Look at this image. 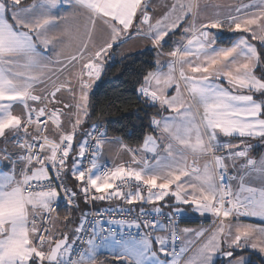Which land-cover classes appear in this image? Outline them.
Masks as SVG:
<instances>
[{"label": "snow or ice", "instance_id": "obj_1", "mask_svg": "<svg viewBox=\"0 0 264 264\" xmlns=\"http://www.w3.org/2000/svg\"><path fill=\"white\" fill-rule=\"evenodd\" d=\"M149 7L147 0H0V264H97L107 249L116 264H215L217 255L227 264H252L236 255L246 250L264 264V226L229 220L264 221V155L253 157L255 146L245 143L264 142V78L255 74L258 66L264 69V51L253 43L264 50V0L213 5L212 12L200 0H174L158 19ZM135 21V35L157 51L156 70L144 75L137 92L156 108L149 119L159 135L145 136L143 151L122 145L130 161L101 168L97 157L111 142L106 133L93 125L77 151L75 134L90 118L105 57L132 38ZM178 30L181 40L164 52ZM64 92L72 103L57 95ZM49 103H63L68 112ZM14 104L22 106L19 114ZM221 135L238 137L240 144L221 142ZM168 197L175 204L167 222L150 219L165 215ZM62 199L71 211L81 199L139 204V215L90 221L84 213L70 237L71 215L64 217V230L57 227ZM181 205L212 214L218 224L179 229Z\"/></svg>", "mask_w": 264, "mask_h": 264}, {"label": "trees", "instance_id": "obj_2", "mask_svg": "<svg viewBox=\"0 0 264 264\" xmlns=\"http://www.w3.org/2000/svg\"><path fill=\"white\" fill-rule=\"evenodd\" d=\"M30 2L32 0H23L25 4ZM179 35L180 30L168 40L164 50H172L174 40ZM257 47L258 51H264L259 44ZM261 59L264 60V55ZM155 61V50L146 48L107 64L101 75V82L90 96V118H87L86 130L93 124H101L105 128L106 136L117 138L131 148L140 146L145 136L153 132L149 118L155 115L156 108H149L139 96L137 89L143 82L144 75L156 69ZM255 72L264 78V69L261 66H258ZM145 207L151 206L145 205ZM57 212L61 222L66 215H71L74 222L75 214L67 207H59ZM195 222L197 221H182V223ZM68 234L70 237L73 235L69 232ZM240 254L247 255L252 264H260L258 255L251 250L236 253V255ZM225 262L217 259L215 264H225Z\"/></svg>", "mask_w": 264, "mask_h": 264}, {"label": "crops", "instance_id": "obj_3", "mask_svg": "<svg viewBox=\"0 0 264 264\" xmlns=\"http://www.w3.org/2000/svg\"><path fill=\"white\" fill-rule=\"evenodd\" d=\"M173 2H174V0H147V3L150 6L149 7V14L151 16H153L154 19H158L164 13V11H166L167 8L170 7L171 3H173ZM203 2H204V4H207L209 6L207 11L208 12H212L213 11V8H212L213 5L210 4L209 1H207V0H204ZM240 2L247 3V2H249V0H237L234 3V5L238 4ZM31 3L32 2L27 3L25 5H28V4H31ZM61 11L63 12V9H61ZM137 27H139V21H135L133 28H131L129 30L132 33V38L131 39H127L124 43H117V44H115L113 46L112 49L109 50L108 55L105 57L104 67L107 64L111 63V62L118 61V60L124 58L125 56H128L130 54L136 53V52L141 51L143 49H146V48L153 49L149 40L141 38V37H137L135 35ZM181 31L182 30H180V32ZM213 31H215V30H213ZM180 40H181V35L177 36V38H176V40H174V42L175 41H180ZM257 42L258 41H253V43H255L256 45H257ZM224 46H227V45H224ZM163 51L164 52H168V51H166L164 49H163ZM155 52H156V58H157V51L155 50ZM160 59L163 61V60H167L168 57L162 56V57H160ZM73 71H78V69H75ZM255 74H256V72H255ZM100 82H101V79H100V81H97V84L93 87V90L96 88V86ZM93 90H92V92H93ZM172 91H173V89H170L169 93L171 94ZM57 95L58 96L62 95L63 99H64V102L72 103L70 93L64 92V93H58ZM48 106H49V108H52V107L61 108L64 113L68 112L67 109L63 108V103H56V104L49 103ZM21 110H22V106L21 105L14 104V106H13V113L14 114H19L21 112ZM72 112H73V115L71 116V120H72V122H74L75 121V115H74L75 109H72ZM163 114L164 115H168L167 112H164ZM157 118H159V117H157ZM60 119H61V125L64 128V130L67 131V132H70L71 131V124L67 122L66 115H61ZM87 124L88 123H87V118H86L83 126L78 128V130H77V132L75 134V139H74L75 148H74V151L78 150L79 143L81 141H83V139L85 137V131H86ZM48 127H49L50 130H54L55 129V125H53L52 123H50L48 125ZM147 135H159V133L153 131V132L148 133ZM54 138H56L58 140V134H56L54 136ZM107 140L111 141V142L110 143L106 142V144L104 146V149L101 151V153H100V155H99V157L97 159L98 166L102 167L105 163L111 164L112 167L117 166L120 163L127 164V162L130 161V155L131 154L128 153L125 150L124 147H122V145H126V144H124L121 140H119L117 138H113V137H108L107 136ZM117 140L119 141L118 143L116 142ZM219 140L221 142H229L230 141L233 144H240V138H238V137L229 138V137H224L223 135H221L219 137ZM245 143H251L252 145L255 146L252 149V152H251V155L253 157L259 158L260 156L264 155V142L259 141L258 139H248V140L245 141ZM0 146H2V143H0ZM127 147L131 148L129 146H127ZM140 150L143 151L142 149H140ZM144 155H146L145 157L148 158L150 160V162H151L152 154L145 152ZM202 164H203V161H200V165L201 166H202ZM133 166L135 167V165H133ZM69 167H71L70 162H69ZM182 179H187V178H182ZM68 183L71 186L74 183V181H72L70 179L68 181ZM254 185L255 184H253L252 186H254ZM166 200H167V203L169 205H171V203L173 202V198H171V197L166 198ZM78 203L80 205L79 209H83L86 206H88V204H85L82 199L79 200ZM117 203H123V202L117 201ZM159 203H161V202H159ZM131 206H133V205H131ZM133 207L140 208V205L137 204V205H135ZM162 210H164V209H162ZM73 212L75 214L74 215L75 216L74 217V222L71 225H69V229H68V232L72 233V234H73V229L78 225L79 220H80V216L78 215V213L75 212V211H73ZM183 213H184V215L181 216V217H182V219L184 221H186V220L187 221H198L199 223H196V224L191 225V226L187 225L189 223H182V229L189 228V229H193V230H209V229H213L214 225L218 224V220H216V217H214L212 214L206 213L204 215H200L199 213L195 212L191 207L188 208L186 210V212H183ZM191 213H193V214H191ZM229 220L232 221L231 218H229ZM238 220H245L247 222H253L254 224H257V225H260V224H262V222H264V221H262L261 219H259L257 217H249L248 219H238ZM57 227H59L61 230H64L62 222L59 223L57 225ZM159 234H161V233H159ZM189 239H194V237L190 236ZM111 251H112L111 249L100 251L98 253V255H97V264H116L115 258L111 255ZM240 255H243V256L247 257V255H245V254H240ZM218 258L219 257H217V256L215 257V262H216V260ZM227 259L228 258H224V260L226 261L225 264H227Z\"/></svg>", "mask_w": 264, "mask_h": 264}, {"label": "built area", "instance_id": "obj_4", "mask_svg": "<svg viewBox=\"0 0 264 264\" xmlns=\"http://www.w3.org/2000/svg\"><path fill=\"white\" fill-rule=\"evenodd\" d=\"M46 119V118H41ZM51 123V121H49L48 125ZM95 126H97V128L99 129V131L101 132H105V128L103 125L101 124H93ZM91 125L86 131L85 134L92 131V126ZM219 154H223V153H219ZM100 155V154H99ZM91 153L86 152V157L84 160V164L85 166H90L89 164V159H90ZM99 157V156H98ZM97 157V159H98ZM101 168H112V165L109 163H105ZM234 174V173H233ZM134 183V181H133ZM235 183V182H234ZM145 194H146V190H145ZM60 207H66L65 206V202L63 201V199L60 201ZM152 207V206H151ZM151 207H145L146 211L152 212V208ZM124 209L125 211H123L122 213L120 211H117V209ZM132 208L133 211L131 212V214H129V212L127 211V209ZM59 209V208H58ZM57 209V210H58ZM111 209V212H108L106 210ZM162 213H164L165 215L162 216H155L152 215L149 218L150 219H159L163 222H167V215L170 214L172 211L169 210H162ZM75 212L78 213V215L80 216V218L82 217V215L84 213L88 214V218L89 220H99V219H104V220H109V219H116V220H120V219H124V220H135L137 218V216L139 215V208H135L131 205H128L126 203H117V200H111V201H96L95 203H89L88 206H86L83 209H76ZM239 218H246L248 219L249 217H239ZM176 221H177V227L179 229H182V221H184L182 219L181 216H177L175 217ZM217 219V218H216ZM114 231L117 233V236L120 235V230L118 228H114ZM141 232L144 231V229L142 228L140 230ZM159 234V233H158ZM163 234V233H161ZM124 238H128L130 236V232L128 229H125L122 233ZM131 235L132 236H136L137 238H139V234L137 233V230L135 228H133L131 230ZM177 244L180 243V241L176 242ZM77 247H83L82 245H77Z\"/></svg>", "mask_w": 264, "mask_h": 264}, {"label": "rangeland", "instance_id": "obj_5", "mask_svg": "<svg viewBox=\"0 0 264 264\" xmlns=\"http://www.w3.org/2000/svg\"><path fill=\"white\" fill-rule=\"evenodd\" d=\"M203 1H204V0H200V2H201L202 5L204 4ZM207 1H209V3L212 4V5H221V6H224V5H234V3H235L237 0H207ZM212 8H213V7H212ZM226 35H230V34H226ZM257 44H259V42H257ZM255 71H256V70H255ZM256 74H257V73H256ZM257 75H258V74H257ZM258 77H260V76L258 75ZM146 136H148V135H146ZM143 143H144V140H143V142H142V144H141L140 146H138V147H133V149H137V150H139V151H141L140 149L143 150ZM145 156H146V155H145ZM254 186H258V185L255 184ZM173 189H174V187H173ZM162 204H164V203L161 202V203L157 204V206H162ZM173 204H175V200H174V198H173V202L171 203V205H173ZM171 205L168 204V206H162L161 209L169 210V211H173V208L171 207ZM150 206H152V205H150ZM190 207H191V206H184V205H181V206H180L182 212H186V210H187L188 208H190ZM151 208H153V206H152ZM191 214H193V213H191ZM231 219H232V218H231ZM238 219H243V218H238ZM245 219H246V218H245ZM216 220H218V218H217ZM216 222H217V221H216ZM230 222H231L233 225H235V224H237V223H239V224H253V225H257V224H254L253 222H247V221H245V220H236V219H232V221H230ZM196 223H199V222L197 221V222H195V223H189V224H187V225L191 226V225H194V224H196ZM257 226H264V222H262V224L257 225ZM233 230H234V229H233ZM217 257H219L218 259H222V261L225 262V260H224L225 257H223V256H221V255H217Z\"/></svg>", "mask_w": 264, "mask_h": 264}]
</instances>
